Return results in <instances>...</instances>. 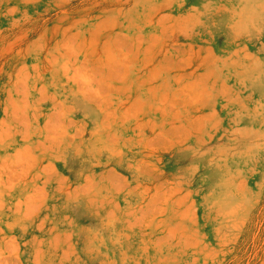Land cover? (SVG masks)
<instances>
[{"label":"rangeland","instance_id":"1","mask_svg":"<svg viewBox=\"0 0 264 264\" xmlns=\"http://www.w3.org/2000/svg\"><path fill=\"white\" fill-rule=\"evenodd\" d=\"M0 264H264V0H0Z\"/></svg>","mask_w":264,"mask_h":264}]
</instances>
